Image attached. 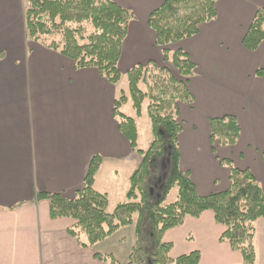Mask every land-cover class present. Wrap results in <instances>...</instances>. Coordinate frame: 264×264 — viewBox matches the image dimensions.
<instances>
[{"label": "crops", "instance_id": "crops-1", "mask_svg": "<svg viewBox=\"0 0 264 264\" xmlns=\"http://www.w3.org/2000/svg\"><path fill=\"white\" fill-rule=\"evenodd\" d=\"M112 1L133 15L121 46L116 84L96 68H75L69 57L28 39L25 0H0V264H108L95 258L96 253L127 264L131 225L82 247L67 232L75 220L50 218L48 201L37 199L38 192L73 198L91 157L98 154L102 161L94 188L108 195V205L112 194L114 208L125 199L129 176L139 164L140 155L117 128L113 103L122 91L127 93L128 82L126 88L119 83L131 67L171 65L147 24L149 13L164 0ZM215 6L214 20L169 46L183 49L195 64L187 81L193 102L179 105V166L204 195L228 187L229 170L219 160L229 158L235 167L248 169L264 193V38L255 50L242 44L264 0H217ZM128 103L132 107L128 99L122 112ZM133 112L129 116L136 120L139 147L141 115ZM224 114L236 117L240 136L233 145H216L213 153L209 118ZM224 230L213 212L205 210L198 217L186 216L162 239L172 243V258L198 250L199 264H241L240 252L219 241ZM253 244V264H264V216L254 222Z\"/></svg>", "mask_w": 264, "mask_h": 264}, {"label": "trees", "instance_id": "trees-1", "mask_svg": "<svg viewBox=\"0 0 264 264\" xmlns=\"http://www.w3.org/2000/svg\"><path fill=\"white\" fill-rule=\"evenodd\" d=\"M216 1L164 0L148 15L147 24L155 32V44L177 75L154 62L135 65L127 71V93L122 91L114 99L117 128L130 148L140 155L139 164L129 176L125 199L109 211L108 195L94 188L102 161L98 154L91 157L82 186L73 198L37 193V199L48 201L50 218L75 220L67 232L80 246L90 247L119 228L131 225L133 243L127 264H199L198 250L170 257L172 243L162 238L166 230L181 225L186 216L198 217L203 211L211 210L215 222L225 226L219 241L240 252L241 264L254 263V222L264 216V193L258 180L248 169L237 168L229 158H223L219 161L229 170L228 187L203 195L198 193L189 172L179 166L178 136L182 130L179 105L193 102L187 81L195 64L183 49L169 46L195 35L199 24L214 20ZM132 17L129 9L112 0H25L24 7L28 39L69 57L75 68H96L112 84L121 77L118 61ZM263 38L264 8H258L242 44L248 50H255ZM128 99L138 116L143 102H147L152 140L145 150L138 147L135 118L120 110ZM239 136L240 125L234 115L209 118L213 153L216 145H233ZM175 187L176 200L166 203V197ZM94 257L117 264L111 254L96 253Z\"/></svg>", "mask_w": 264, "mask_h": 264}, {"label": "rangeland", "instance_id": "rangeland-1", "mask_svg": "<svg viewBox=\"0 0 264 264\" xmlns=\"http://www.w3.org/2000/svg\"><path fill=\"white\" fill-rule=\"evenodd\" d=\"M165 67L170 68V70L169 69L168 70L172 74L177 75V72L172 67V65H167ZM126 84H127V77H126V74H123V77H122L121 82L119 83V86L126 88ZM140 85L143 86V88H144L143 84H140ZM145 104H146V102H144V109H143V113L141 115V118L137 119L138 128H139V147L142 149H147V147L149 146L150 141L152 139V133H151V129H150V121L146 115ZM123 110H124L123 112H125L128 115L132 114V116H133V114H134L133 108L131 107V103H128L124 107ZM176 197H177V188L175 187L170 191L169 195L166 197L165 202L166 203L173 202L174 200H176ZM109 200H110V202L108 205V210L111 211L113 206L115 205L116 200L114 199L112 194L110 195Z\"/></svg>", "mask_w": 264, "mask_h": 264}, {"label": "water", "instance_id": "water-1", "mask_svg": "<svg viewBox=\"0 0 264 264\" xmlns=\"http://www.w3.org/2000/svg\"><path fill=\"white\" fill-rule=\"evenodd\" d=\"M168 155H169V152H168ZM166 162H168V156L166 157ZM164 164V163H163Z\"/></svg>", "mask_w": 264, "mask_h": 264}]
</instances>
